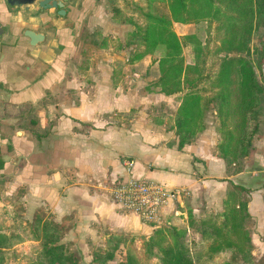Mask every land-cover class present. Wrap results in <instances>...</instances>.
<instances>
[{
  "label": "crops",
  "instance_id": "1",
  "mask_svg": "<svg viewBox=\"0 0 264 264\" xmlns=\"http://www.w3.org/2000/svg\"><path fill=\"white\" fill-rule=\"evenodd\" d=\"M71 4L61 16L55 9L40 13L36 6L30 12L13 9L0 0V235L16 231L18 210L29 223L43 212L44 220L52 217L64 228L62 242L80 264H99L95 254L105 251L113 236L135 238L142 251L144 239L165 226L186 231L187 239L198 243L202 237L190 226V216L200 221L223 213L228 201L235 207L244 202L253 260L264 264L262 124L241 167L228 165L218 151L221 131L209 111L201 130L181 147L176 115L188 89L162 92L160 48L133 60L137 48L130 40L136 25L144 24L142 10L167 7V1ZM196 24L174 21L173 28L179 36H197ZM28 25L45 34V41L31 46L24 35ZM185 46L194 45L182 46L183 53ZM126 158L134 160L137 177L187 191L162 208L158 226L117 204L108 191L127 174ZM20 243L4 250H19ZM25 245L27 257L32 249ZM125 253L104 264H119ZM221 256L228 255L215 257Z\"/></svg>",
  "mask_w": 264,
  "mask_h": 264
},
{
  "label": "trees",
  "instance_id": "2",
  "mask_svg": "<svg viewBox=\"0 0 264 264\" xmlns=\"http://www.w3.org/2000/svg\"><path fill=\"white\" fill-rule=\"evenodd\" d=\"M166 1L167 7L156 4L154 8L148 6V9L142 10L144 24L136 25V29L130 33V40L137 48L133 60H138L145 54H153L160 48L161 78L158 85L162 92L176 94L183 92L185 88L188 89L181 97L176 115L180 146L183 147L192 141L204 125L207 111L213 109L220 121L222 132L218 151L228 165L237 164L238 159L247 156L253 147L259 129L258 108L264 86L260 83L251 62L243 56H225L221 58L215 76H203L198 62L203 43L194 34L179 36L173 28V22L206 21L208 25H213L215 21H219L216 30L226 28V31L218 50L242 51L248 43L245 34L249 33L253 26V23L248 24L247 21L254 16L264 20V0ZM188 43L195 46L194 64L187 63L183 53L182 46ZM204 79L210 82L209 89L199 87ZM205 92L213 93L206 95ZM235 93L239 100L240 110L237 112L239 111L241 119L240 133L231 130L229 124ZM3 163L0 159V167ZM247 213L244 202L235 207L228 201L225 211L221 214L209 213L200 221L190 216V226L195 228L201 234L202 241L206 242L203 257L208 264H212L215 256L221 254L228 255V258L223 257L221 264L252 263L254 257L245 224ZM17 228L19 232L16 234L0 235V254L5 251L4 248L30 239L38 242L35 247V260L30 264H80V257L68 251L62 242L64 228L44 220L40 212L32 223L18 222ZM121 245H124V248ZM122 250L126 253L119 264H148L146 260L151 259L156 260V264H197L201 255H197L198 249L192 250L188 246L186 231L163 226L150 238L144 239L141 253L135 248V238L113 236L105 251L96 252L94 260L104 264L113 260Z\"/></svg>",
  "mask_w": 264,
  "mask_h": 264
},
{
  "label": "rangeland",
  "instance_id": "3",
  "mask_svg": "<svg viewBox=\"0 0 264 264\" xmlns=\"http://www.w3.org/2000/svg\"><path fill=\"white\" fill-rule=\"evenodd\" d=\"M125 3V2H124ZM165 7V6H164ZM116 9V8H114ZM167 10V9H166ZM131 16V15H129ZM134 23L135 24H140L141 23V18L139 17H134ZM215 24L213 25H208L206 21H202L199 22L198 24L195 25V30H196V34L198 36V38L200 39V41L203 43V48L201 49V54L199 56L198 62H199V66L202 70V75L203 76H215L216 72L218 71L219 68V64L221 61V58L225 57V56H229V57H233V56H243L245 58H247L252 66L255 68V72L256 75L260 81V83L264 86V20L258 19L257 17H252L250 19V21L248 20L247 23H253L252 29L250 30L249 33L245 34V38H247L248 43L246 44V48L243 49L242 51H234V52H226V51H219L218 48L220 47V40L221 38L224 36L226 28H223L221 30H216L218 29V26L220 24L219 21H215ZM240 33V32H239ZM95 36V34H94ZM238 39V38H237ZM236 39V41H237ZM195 46L193 47H189L184 49V53H185V59L186 62H194L196 63V56H195V50H194ZM210 82L205 79L203 80L201 86H199L200 88H210L209 87ZM213 92H205L206 95L212 94ZM232 102H233V112H231L230 115V122L229 124L231 125V130L235 131V132H239L240 133V129L242 128L240 126V114L239 111L237 112V110H240L239 108V100H238V96L237 93L234 94V98H232ZM259 114H258V122H259V129L260 130V123L261 125V130L264 132V92L261 96V103L260 106L258 108ZM209 112H211L213 114H210V120L213 118L214 121L219 123V130H220V121L219 119L216 117V113L213 109H209ZM238 125V127H236ZM221 131V130H220ZM222 135V132H221ZM221 138V137H220ZM251 150V149H250ZM250 151L248 152L249 155ZM244 158L241 157L240 159ZM240 159H238L237 164L235 165L236 167H241V162ZM47 216V214L45 213H41V217L44 219ZM15 221V226L13 229H15L16 231L13 232V234H16L19 232L18 228H17V224L18 222H25V218L24 215L22 214V210H18L16 213V216L13 219ZM47 221H51L52 222V217H48ZM247 223V220L245 222V224ZM13 224V223H12ZM35 226H31V228H34ZM8 231H10L11 229H7ZM12 234V235H13ZM27 242V243H25ZM188 242V246L192 249V250H197V255L201 254L198 259H197V264H208V262H206V258L203 257V252L205 251L207 245L205 241H200V242H196L193 241V243L191 242V238L188 237L187 239ZM20 244L21 245V249L17 250H10V251H3L2 254H0V264H21V262L25 259H28L29 257H34L35 258V247L38 246L37 242H30V241H22ZM29 245V251L30 249H32V253L30 255H28L26 257V245ZM36 244V245H35ZM136 248V246H135ZM71 252V251H70ZM139 253H141V251H138ZM74 253V252H73ZM228 258V256H227ZM223 257L221 256L220 258H214L212 260V264H221L223 261ZM27 261V260H26ZM148 262V264H156V260L151 259V260H146ZM243 264H248V263H244ZM241 262H239L238 264H242ZM210 264V262H209ZM251 264H255L254 260L252 261Z\"/></svg>",
  "mask_w": 264,
  "mask_h": 264
},
{
  "label": "built area",
  "instance_id": "4",
  "mask_svg": "<svg viewBox=\"0 0 264 264\" xmlns=\"http://www.w3.org/2000/svg\"><path fill=\"white\" fill-rule=\"evenodd\" d=\"M127 174L111 182L108 191L112 199L123 208L134 212L153 226L162 223V208L186 195L183 188L168 187L154 180L134 174V160H123Z\"/></svg>",
  "mask_w": 264,
  "mask_h": 264
},
{
  "label": "water",
  "instance_id": "5",
  "mask_svg": "<svg viewBox=\"0 0 264 264\" xmlns=\"http://www.w3.org/2000/svg\"><path fill=\"white\" fill-rule=\"evenodd\" d=\"M76 0H6L10 8H24L25 12H30L32 6H36L40 13L55 9L58 15L66 16L70 10L71 3ZM3 33V28L0 26V36ZM24 35L29 38L31 46H37L45 41V34L38 32V30L28 25L25 27Z\"/></svg>",
  "mask_w": 264,
  "mask_h": 264
}]
</instances>
